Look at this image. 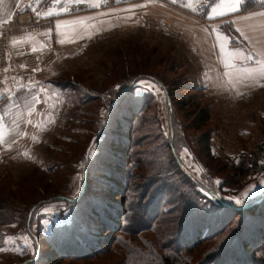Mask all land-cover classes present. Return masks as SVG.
<instances>
[{
    "label": "rangeland",
    "instance_id": "obj_1",
    "mask_svg": "<svg viewBox=\"0 0 264 264\" xmlns=\"http://www.w3.org/2000/svg\"><path fill=\"white\" fill-rule=\"evenodd\" d=\"M105 7L116 8L93 15L86 14L87 11L67 12L64 8L62 14L40 18L16 16L11 20L14 27L7 34L5 50L8 48L12 57H19L10 52L12 36L41 30L43 38L51 37L50 42L37 48V52L41 49L38 56L27 54L37 59L42 76L47 73L54 81L52 89L57 95L49 110L38 113L44 119L43 125L32 126L33 130L21 138L16 151L6 153L5 158L0 156V264L178 261L166 247V242L172 241L173 248H177L176 239H172L178 222L173 221L182 205L174 203V189L166 196H170L172 203L155 208L164 214H160L159 222H148L143 205L151 200L158 185L175 186L170 183V176L157 175L154 181H149L145 168L156 146L153 142L164 144L163 139L168 138L172 127L177 131L176 139L182 142L174 153L183 172L177 184L198 186L199 206L204 205V213L210 209L208 203L228 202L243 207L264 194V79L248 80L242 86L230 88L232 82L221 80L220 76L212 84L211 69H207L203 76L198 75L206 91H196L191 86L194 41L182 31L176 16L148 14L145 6H136L130 0ZM52 16L64 18L55 28L57 36L53 35ZM36 22L40 25H33ZM206 61L205 55H198L202 68L211 66ZM127 86L131 90L122 102L121 114L107 122L110 104L120 99L119 94ZM163 86L164 93L168 90L172 95L170 109L164 101ZM147 95L153 97L151 106L144 112H134V102ZM202 109H206L209 120L199 131L190 129L192 115ZM130 113L137 117L132 120L133 130L127 131L122 121H129ZM203 134L210 137V157L198 154L196 142ZM120 137V141L129 139L132 154L125 158L130 166V187L123 200L113 199L111 193L112 197L109 196L107 186L113 180L106 172L112 168L108 163L114 157L110 155L117 157ZM138 144L140 147H136ZM259 146L263 148L262 171L238 176L233 185L230 178L235 175L240 157L251 155ZM195 154L200 157L201 166ZM124 200L122 212L128 214V220L120 221L116 231L96 221L95 207L120 206ZM156 210L150 206L151 217ZM244 223L236 219L229 233L193 250L189 254L191 264L209 259L214 246L226 241ZM72 232L107 241L100 242L96 255L88 260L56 258L48 263L47 257L54 253L48 243L54 245L55 240L63 238L61 234ZM260 250H264V245ZM258 255L263 256L264 251Z\"/></svg>",
    "mask_w": 264,
    "mask_h": 264
},
{
    "label": "trees",
    "instance_id": "obj_2",
    "mask_svg": "<svg viewBox=\"0 0 264 264\" xmlns=\"http://www.w3.org/2000/svg\"><path fill=\"white\" fill-rule=\"evenodd\" d=\"M258 7L259 4L254 3V0H243L241 11L246 12ZM222 31L227 33L230 37L232 35L233 38L234 32L233 30H230V28L229 30L222 28ZM128 87L129 86L121 91L119 94V100H114L110 104L112 109L109 113L107 122L112 116L116 117L121 114L120 109L122 104L126 101L125 95L131 90V87ZM165 93L170 104L168 109H170L172 107V95L168 90H165ZM152 98V96L147 95L146 98L141 97L138 102H134V112H137V110H141L142 112L147 110L149 105L151 106L152 104ZM143 106L145 109H143ZM195 111L197 114L192 115L189 128L199 131L209 120V114L206 109ZM130 116L131 117L128 118L129 121H122L125 123L127 131H131V129L133 130L132 120L134 121L137 117L135 113H130ZM104 129H106V127ZM175 130L176 129L173 127L170 128L168 138H166V140L163 139L164 144H159L156 140L153 142L156 146L154 147L153 152H151L152 155H150V160L146 161L147 165L145 166L146 175L149 177V181H154L153 177H156L157 175L170 176L171 178H169V181L175 186L158 185L151 200H147L146 204H143L146 206L148 222L151 221L153 223L159 222L157 219L161 218V215H164L162 214L163 211L156 210L155 208L162 204L167 205L172 203L170 196L166 198V196L171 194V188L174 189V192L172 193V198L176 200L174 203L182 205V209L178 212L179 216L175 217V221H173L178 222L177 230L175 232L176 235L172 239L173 241L176 239L177 248H173L172 241L166 242V247L170 250L169 253L171 255L175 254V257L179 258L178 261H180L171 264H191L192 260L189 254H191L193 250H196L204 243L219 239L223 235L229 233V230L231 229L230 226L233 225L238 218L239 222L245 223L241 224L236 232H233L226 241L214 246V254L211 255L209 259H206L199 264H264V255H258V252L264 251L260 250L261 246L264 245V194L260 195L255 200L253 199L250 202L244 203L243 207H241L242 205H235L228 202L208 203L210 204V209L204 213L202 211L204 205H202V208L199 206V193L197 194L196 192L198 186H178L177 184L179 176H182L183 172L181 170L182 166L179 162V157L178 155H176V157L174 153H176L177 147H179L178 144H182V142L180 139H176L177 131ZM121 137L117 143L118 151L115 152L117 157L110 155L111 157H114L112 158L113 161L108 163L110 167L112 165V168L107 169L106 172L109 174V177L111 176L109 179L113 180L112 182H109V185L107 186L109 196L111 193L113 199L119 198L123 200L130 187V183L128 182L130 166L125 160V158L129 157L130 152L128 147L130 144L128 138L127 140L124 138L120 141ZM209 138V134H203L198 138L196 142L198 145V154L210 157ZM136 147H140L139 144ZM188 147L189 146L186 145V148L194 157L192 149ZM262 149L263 148L259 146L255 152H253L254 154L252 153L251 155L245 157L243 155L240 157L241 160L239 164L234 168L235 175L230 178L233 185H236L237 183L235 179H239L241 176L262 171L263 168L260 166V159H263V152H261ZM130 156H132L131 153ZM195 157H197L198 165L201 166L200 157L196 154ZM235 187L238 188L239 186ZM178 189H180L181 192L177 191ZM124 204L125 200L120 206H117L116 204L107 205L104 209L95 207L94 217L96 218V221L103 223L104 225L106 224L113 232L117 227H120V221L123 219L128 220V214L122 212L124 211L122 209ZM138 205L141 204L139 203ZM138 205L136 206L138 207ZM150 206H154V210H156L153 217L148 213ZM183 206L185 209H183ZM125 207L130 209L128 204H126ZM181 217L183 218L179 220L176 219ZM161 222L166 221L163 220ZM107 231H109V229H107ZM80 233L81 232H72L61 234L63 238L57 242L55 240L54 245L48 243L54 252L50 257H47L48 263L56 261V258L59 260H88L91 256L96 255L97 250H99L100 247V242L107 241V239L101 237L99 240L87 236L81 237L78 235ZM172 248L173 250L171 251Z\"/></svg>",
    "mask_w": 264,
    "mask_h": 264
},
{
    "label": "crops",
    "instance_id": "obj_3",
    "mask_svg": "<svg viewBox=\"0 0 264 264\" xmlns=\"http://www.w3.org/2000/svg\"><path fill=\"white\" fill-rule=\"evenodd\" d=\"M130 1L136 6H145L148 14L160 13L163 16H176L178 18L176 21L183 27L182 31L193 38L195 63L191 70L194 77L191 86L196 91H206L207 87L201 84L198 75L203 76L207 69H211L213 84L214 81L219 80V76L221 80H229V77L224 73L231 69L224 67L225 61L243 67H256L257 65L253 61L244 59L245 54H251L256 59H264V15H262L264 14V0H254V3L259 4V7L246 12L241 11L243 0L237 5L238 10L235 12L230 11L227 7L218 9V12H226L227 15H217L212 12V8L220 4L221 0H215V2L213 0ZM232 2L233 0H224L225 4ZM74 3L77 2L75 0H59V2L58 0H41L40 3H37L36 0H0V25L10 22L16 16L40 18L43 15H48L49 12L62 14L67 5ZM78 4L85 5L86 14L89 15L116 8L105 7V5L107 6L106 0H80ZM210 4L211 7H209ZM213 16L214 19H209ZM62 19L64 18L60 16H52L50 22L54 27L53 35L57 36L55 28ZM230 27L234 30L233 38L232 35L227 37L226 33L222 31V28L229 30ZM238 29L239 31H237ZM50 40L51 37L43 38L41 30L34 34L20 32L9 38V48L13 56L27 53H35L38 56L41 49L37 52V48H41ZM220 44H224V51H221ZM233 49L240 50V58H232L227 55ZM198 55H205L206 62L210 61L211 66L202 68V64L198 65ZM52 82L54 81L47 73H43L39 79L31 76L13 75L11 80L6 81L0 92L1 157L5 158L6 153L16 151L21 138L26 135L28 130H33L32 126L36 128L37 124L43 125L44 119L42 120L38 113L44 109L49 110L55 95H57V92L52 89ZM244 83H248V81L235 85L231 83L230 88H237ZM162 88L164 101L170 106L166 93H164L166 88L164 86Z\"/></svg>",
    "mask_w": 264,
    "mask_h": 264
},
{
    "label": "built area",
    "instance_id": "obj_4",
    "mask_svg": "<svg viewBox=\"0 0 264 264\" xmlns=\"http://www.w3.org/2000/svg\"><path fill=\"white\" fill-rule=\"evenodd\" d=\"M119 1L124 0H106L107 6L116 5ZM67 12L77 13L79 11H87V8L83 4H69L65 7ZM33 25L39 26L38 22ZM14 27L13 22H7L0 25V92L4 87L6 81L11 80L13 73L16 75L31 76L39 79L42 77L37 59L30 55H22L19 57H12L5 50V44L7 41L8 33H11Z\"/></svg>",
    "mask_w": 264,
    "mask_h": 264
},
{
    "label": "snow or ice",
    "instance_id": "obj_5",
    "mask_svg": "<svg viewBox=\"0 0 264 264\" xmlns=\"http://www.w3.org/2000/svg\"><path fill=\"white\" fill-rule=\"evenodd\" d=\"M37 3H40L41 0H36ZM59 2V0H58ZM75 2H80V0H75ZM215 2V0H213ZM241 2V0H233L232 3L225 4L224 0H221L220 4H217L216 7L212 8V12L216 13L217 15H227L226 12H218V9L221 7H227L230 11H237V5ZM211 7V4L209 5ZM58 13L49 12L48 15H54ZM40 16L41 14H37ZM264 15V14H262ZM215 17H209V19H214ZM65 23H74L72 21H66ZM59 27V24L57 25ZM239 31V29L237 30ZM221 39H223L221 37ZM63 42V41H61ZM221 48V51H224V44L219 45ZM232 58H240L241 52L240 50L233 49L230 52L227 53ZM244 59L253 61L257 66L256 67H243L240 65H236L233 63H229L227 61L224 62V67L231 69V71L225 72L224 75L229 77V80L235 85L236 83H242L248 80L256 81L259 79H264V59H256L253 55L249 54L244 57ZM219 86H223L220 84ZM2 119V118H0ZM237 203H240V201H236Z\"/></svg>",
    "mask_w": 264,
    "mask_h": 264
},
{
    "label": "water",
    "instance_id": "obj_6",
    "mask_svg": "<svg viewBox=\"0 0 264 264\" xmlns=\"http://www.w3.org/2000/svg\"><path fill=\"white\" fill-rule=\"evenodd\" d=\"M94 138H95V137H94ZM94 138H93V139H94ZM92 142H93V140H92ZM89 147H90V146H89Z\"/></svg>",
    "mask_w": 264,
    "mask_h": 264
}]
</instances>
